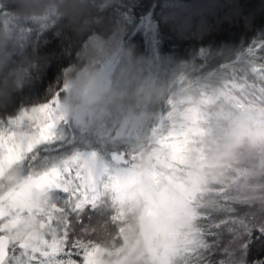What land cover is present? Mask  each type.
Returning <instances> with one entry per match:
<instances>
[{"label":"trees","instance_id":"obj_1","mask_svg":"<svg viewBox=\"0 0 264 264\" xmlns=\"http://www.w3.org/2000/svg\"><path fill=\"white\" fill-rule=\"evenodd\" d=\"M0 9H4L2 2ZM96 15L101 20L123 18L127 31L122 44L151 60L149 75L168 85L162 102L143 106L142 110L152 111L153 117L138 128L136 145L119 139L109 143L112 150H120L126 160L133 162L163 144L155 139L163 138L158 135L160 131L176 135L174 191L182 198L183 209L170 215L167 222L172 239L171 247H167V264H252L264 259V238L256 239V230L264 229V173L252 174L259 158L242 154L220 179L202 171L205 146L218 124L250 109L260 110L259 118L264 121V51L257 47L247 50L251 43L264 40V0H122L114 7L101 4ZM26 31L49 59L34 87L17 97L16 105L30 106L42 102L50 86L53 91L57 88L62 71L73 62L79 45L61 27L40 32L26 27ZM116 63L115 58L113 65ZM180 99L184 103L178 105L184 108L165 112ZM16 105L0 110V117L7 120L9 114H17ZM115 126L113 121L112 129ZM66 137L71 145L80 144L77 141L83 138L91 139L93 144L102 141L87 131ZM183 139L188 140L184 151L179 147ZM102 142L101 146L105 145ZM71 150L52 156L50 161ZM32 164L19 160L8 171L15 168L25 178L34 172ZM4 175H0L1 184ZM56 189L48 190L54 206L45 211L50 222L49 228L42 230L52 240L62 238L66 218L63 198ZM249 195L258 199L250 202ZM142 201L133 209L126 201L118 205L109 190L101 191L93 201L80 204L77 215L83 224L73 218L72 234L80 239L84 250L94 246L103 249L102 257L109 255L111 264H117L124 251L123 238H137L138 244L124 255L121 264H153L136 234ZM122 207L124 212L119 213ZM39 211L34 223L44 218ZM125 226L131 232L124 237ZM252 229V242L245 256L244 246ZM23 231L19 224L8 232L0 227V233L9 237L17 233L20 241L24 239Z\"/></svg>","mask_w":264,"mask_h":264},{"label":"clouds","instance_id":"obj_2","mask_svg":"<svg viewBox=\"0 0 264 264\" xmlns=\"http://www.w3.org/2000/svg\"><path fill=\"white\" fill-rule=\"evenodd\" d=\"M0 110L16 105L17 97L34 87L49 64L26 27L40 32L61 27L79 47L70 66L60 75L66 84L58 99L60 113L83 131L105 130L106 122L135 131L153 117L143 106L165 99V82L149 75L151 60L122 44L127 31L123 18L98 19L101 4L118 6L122 0H0ZM14 7H8V5ZM15 54V55H14ZM116 58L113 75L102 77L100 61ZM260 110L250 109L226 118L205 146L202 171L213 179L223 177L242 154L258 157L252 174L264 173V121ZM22 179L19 170L3 176L8 185ZM249 201L258 199L249 195Z\"/></svg>","mask_w":264,"mask_h":264},{"label":"rangeland","instance_id":"obj_3","mask_svg":"<svg viewBox=\"0 0 264 264\" xmlns=\"http://www.w3.org/2000/svg\"><path fill=\"white\" fill-rule=\"evenodd\" d=\"M114 62L115 57L112 60L103 61L98 67L99 74L104 78H110L113 75ZM182 103L184 101L180 99L176 104L169 105L165 112H176L177 109L184 108L185 105L183 107L178 105ZM30 106L28 107L30 108ZM170 118H173V114L170 115ZM23 123H27V121L25 120ZM112 125L113 121H108L105 130L102 132L87 131L91 135L99 137L100 139H98L104 141L106 146H101L103 142L99 140L100 144H93V141L89 138H83L81 142L78 139L77 142L80 144L73 145L72 150L64 156L52 161H50L52 157H44L33 162L34 172L22 178L15 185H8L7 188H3L5 182L2 179L3 183L0 182V218L5 221L0 220L2 223L0 227L8 232L19 224L20 228L24 230L21 232V234L24 233V239H22L24 242L39 241L43 244L44 242L51 243L54 241L52 237H46V233L43 234L42 232L45 228H49L50 220L44 224L42 229L37 227L40 219L35 223L34 220L39 210L42 215L47 214L45 211L54 206V200L48 194L49 189L69 187V184L63 182V177L53 179L55 170L60 167L67 170L71 167L80 173L81 180L78 182L85 193L77 202L79 204L93 201L104 190L111 192V197L117 201L118 205L126 201L130 208L139 205L142 198L140 212L137 216L138 232L136 233L139 239L141 238L140 246L147 252L153 264H167L168 250H170L167 247H171L172 242L171 235L168 234L167 222L170 215L174 216V212L183 209L182 198L176 195L174 191L176 181L174 180L175 172L172 166L175 158L178 157L177 153L174 152L177 147L176 135L160 131L158 135L162 134L163 138L158 136L155 139L163 144L151 148L152 153L147 154L145 158L139 159L138 156L139 160L132 162L126 160L124 153L120 150H112L109 143L119 139V141L128 142V145H136L138 129L129 131L120 128L118 125L112 129ZM189 126L191 125L189 124ZM64 128L67 129L66 132ZM17 130L30 132L34 131L35 128L27 129L22 124L21 129ZM60 132L62 135L67 136L68 134L74 135L84 131H81L71 121H67ZM169 135H171V138L166 140ZM186 140H181L179 144L182 151L185 150V145L188 143V140ZM165 144L171 147L168 149ZM164 151H169L170 154H164ZM17 161L19 160L0 164V175L8 172L10 166ZM122 212H124L123 207L119 213ZM20 213L25 214L23 216ZM125 229L127 231L124 232ZM124 230V237L125 234L131 232L126 226ZM16 237L17 233L12 235V238ZM127 238H123L122 247H124V251L118 258L117 264H121L124 255L138 244L137 238H133V240ZM103 253V249L98 246L85 250L83 264H111L109 262L111 257L108 255L104 258L102 257Z\"/></svg>","mask_w":264,"mask_h":264},{"label":"snow or ice","instance_id":"obj_4","mask_svg":"<svg viewBox=\"0 0 264 264\" xmlns=\"http://www.w3.org/2000/svg\"><path fill=\"white\" fill-rule=\"evenodd\" d=\"M253 47L264 51V40H260L258 44L251 43L247 50L251 52ZM64 88L66 84L61 82L54 91L50 86L42 102L31 104L30 98V108L18 104L17 114H9L7 120L0 117V164L23 160L28 165L29 161L36 162L40 158L59 156L73 147L68 143V137L60 132L67 123L58 107V99ZM25 120L27 123H23ZM22 124L24 128L34 127L35 130L18 131ZM64 131L67 129L64 128ZM59 177H63V182L69 184V187L56 189L63 198L66 211L62 238L41 244L39 241L24 242L0 234V264H82L85 260L81 241L72 234L73 218L76 223L83 224V220L77 215L80 211V204L77 202L85 194L78 182L81 175L74 168L65 170L60 167L55 170L53 179ZM253 231L254 229L249 230L248 233V243L244 246L245 256L252 242ZM256 231L259 232L257 240L264 238V229ZM252 264H264V259L253 261Z\"/></svg>","mask_w":264,"mask_h":264},{"label":"water","instance_id":"obj_5","mask_svg":"<svg viewBox=\"0 0 264 264\" xmlns=\"http://www.w3.org/2000/svg\"><path fill=\"white\" fill-rule=\"evenodd\" d=\"M45 219H46V221H48V220H49V217H48V215H46V216H45ZM44 223H45L44 221H39V222H38V225H37V226H38V228H39V229H42V228H43V225H44ZM0 234H3V233H0ZM4 235H5V234H4Z\"/></svg>","mask_w":264,"mask_h":264},{"label":"flooded vegetation","instance_id":"obj_6","mask_svg":"<svg viewBox=\"0 0 264 264\" xmlns=\"http://www.w3.org/2000/svg\"><path fill=\"white\" fill-rule=\"evenodd\" d=\"M46 215H48V214H43L44 218H43V219H40L39 221L43 220V221H45V223L48 222V221L50 220V218H49L48 221H46V219H45V216H46ZM43 227H44V225H43Z\"/></svg>","mask_w":264,"mask_h":264}]
</instances>
